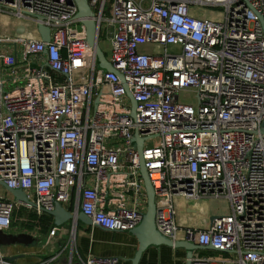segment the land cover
Masks as SVG:
<instances>
[{"label":"built area","instance_id":"1","mask_svg":"<svg viewBox=\"0 0 264 264\" xmlns=\"http://www.w3.org/2000/svg\"><path fill=\"white\" fill-rule=\"evenodd\" d=\"M88 1L118 72L96 66L75 0H0V177L37 205L0 197V231L19 204L41 215L56 201L95 227L135 228L147 209L137 133L158 230L235 254L216 264H264V30L248 4L264 16V0ZM209 199L229 212L179 223L178 200ZM63 231L72 244L57 245L52 227L39 264L69 246L74 264L78 228ZM8 258L0 250V264H21Z\"/></svg>","mask_w":264,"mask_h":264},{"label":"crops","instance_id":"2","mask_svg":"<svg viewBox=\"0 0 264 264\" xmlns=\"http://www.w3.org/2000/svg\"><path fill=\"white\" fill-rule=\"evenodd\" d=\"M0 197H12V194L0 185ZM220 199H209L198 204L196 201L183 203L178 200L179 223L182 226H197L204 228L208 225L212 216L214 204ZM31 211V215L23 217L22 211ZM81 226V225H80ZM78 227L76 237L75 258L73 263H79L81 256L86 258L88 254L105 257H119L118 264H132V259L136 254L138 244L137 239L127 231H110L101 227L86 226V230ZM52 228L50 217L44 213L38 214L34 209H28L19 204L13 216L11 228L5 231L8 235L27 234L32 236L28 243L15 242L11 244H0V250L6 257L15 256V261L21 264H39L46 256H50V251L45 247L49 231ZM65 231L57 233L56 244H72ZM65 239V240H64ZM45 241V242H44ZM71 252L69 246L61 253L60 261H66ZM194 257L210 258L214 264L222 258L233 260L235 254L219 252L211 249H198L194 252ZM193 257V258H194ZM186 250L174 248L166 245L160 247H150L143 254L139 264H186Z\"/></svg>","mask_w":264,"mask_h":264},{"label":"water","instance_id":"3","mask_svg":"<svg viewBox=\"0 0 264 264\" xmlns=\"http://www.w3.org/2000/svg\"><path fill=\"white\" fill-rule=\"evenodd\" d=\"M78 6V12L76 14V19L82 22L87 29V39L89 44L94 47L96 54V66L107 71H116L113 64L107 59L104 50L99 44L98 39V24L95 20V13L92 10L88 0H75ZM249 6L255 11L258 15L261 25L264 30V16L257 12L253 6L248 3ZM39 30L43 35L45 42L50 41V29L43 24L39 25ZM118 72V71H116ZM127 94L132 101V115L135 116L136 110V101L132 93L128 90ZM143 138H140L137 133L133 137V144L137 147L140 153V174L144 182L145 191L147 194V209L143 213L142 221L133 229L128 230L132 236L137 239L138 248L135 256L132 259V264H139L143 254L150 247H160L161 245H166L174 248H183L186 250V264H193V257L195 250L198 249H211L217 250L212 245L201 246L197 245L189 240H176L174 241L171 238L163 235L156 226V201H155V189L151 183L148 170L145 166V161L143 158ZM0 185H2L6 190H8L16 201L23 203H29L30 205L36 207V203L30 199L29 195L22 189H13L9 187L6 182L0 177ZM44 214L50 217V223L52 227H55L58 233L67 227V226H76L78 228L80 225L93 226L92 220L82 211L79 210L76 214L71 213L63 204L59 202L54 203V209L46 210L42 208ZM215 216V215H214ZM212 216V218L214 217ZM99 227V226H97ZM32 240L31 235L27 234H18V235H8L5 231H0V244H11L15 242L28 243ZM15 256L9 257L11 261L15 260ZM50 258L46 256L44 260ZM60 261V259H59ZM62 264H69V260L63 261ZM74 264H82L74 263Z\"/></svg>","mask_w":264,"mask_h":264},{"label":"rangeland","instance_id":"4","mask_svg":"<svg viewBox=\"0 0 264 264\" xmlns=\"http://www.w3.org/2000/svg\"><path fill=\"white\" fill-rule=\"evenodd\" d=\"M100 45L102 47V49L104 50L105 54H106V57L107 58H110L111 56V50H110V44H109V41L108 40H101L100 42ZM191 95L186 99L188 102H194L195 101V94L192 95L191 92H189ZM229 203L227 200L225 199H220L218 201H216V203L214 204V207H213V211L216 213V214H224V213H228L229 212ZM31 211H28V210H24L22 211V216L23 217H29L31 215ZM86 226L87 225H81V229H84L86 230ZM64 238H66V241L69 239V236L68 235H65ZM65 240V239H64ZM45 242V241H44Z\"/></svg>","mask_w":264,"mask_h":264}]
</instances>
